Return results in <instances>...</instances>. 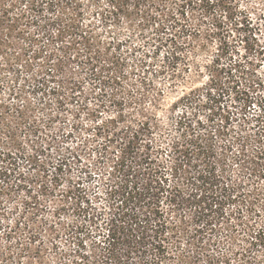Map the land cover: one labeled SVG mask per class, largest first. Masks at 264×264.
Here are the masks:
<instances>
[{
	"label": "trees",
	"instance_id": "16d2710c",
	"mask_svg": "<svg viewBox=\"0 0 264 264\" xmlns=\"http://www.w3.org/2000/svg\"><path fill=\"white\" fill-rule=\"evenodd\" d=\"M61 1L31 0L30 10L33 17L40 11L50 14ZM247 1L110 0L108 9L100 12L97 21L91 20L97 13L84 20L81 9L74 11L56 33L60 40L65 38L63 45L57 48L62 57L57 60L59 70L56 73L50 69L52 74L47 71L38 79L19 82L11 65L6 61L0 64V140H5V143L0 141L4 149L0 151V169L4 174L13 173L19 159L31 163L42 152L38 142L34 141L32 152L23 154L22 140L16 135L18 129L37 138L44 133L47 143H54L58 157L53 163L54 170L50 171L53 180L59 182L62 175L70 173L74 163L80 162L79 148L59 144L75 140L79 129L76 113L72 116L74 123L66 132L63 124L52 134L47 132L55 121H61L67 110L64 107L72 102L76 92L81 93L82 82L69 77L66 71L74 63L77 67L74 70L85 72L94 89L111 86L122 106L117 120L122 133L117 139L120 153L108 172L109 183L105 191L113 203H117L118 210L107 223L103 256L113 264L115 259L123 258L124 252H134L135 257L126 259L128 264H164L165 261L154 253L158 248H166L161 235L165 231L164 222L157 221L153 215L154 205H150L153 196L158 197L163 192L192 200L198 218H202V224L193 231L211 235L216 222L225 215V205L238 197L224 173V153L242 146L241 142L246 140L239 134L227 139L229 125L237 111L230 109L233 104H228L226 98L233 92L239 95L247 86L264 84V76L255 71L257 62L264 57L250 58L253 53L263 56L264 48L258 46L255 49V43L246 33L238 35L237 42L225 35L228 33L225 25L228 27L231 21H238L235 28L242 27L238 25L245 19L247 6L240 9V3ZM260 1L264 5V0ZM188 7L192 14L199 13L193 24L186 16ZM44 18L50 24L56 23L53 17ZM207 18L211 22L203 38L191 44L198 33L201 34L200 27ZM180 25L182 28L179 29ZM214 30L220 35L219 44L211 50L214 57L201 64L191 57L208 48L207 40ZM181 37L182 40L178 39ZM238 42L243 45V53L236 46ZM234 55L240 58L233 60ZM223 59L230 62L224 63ZM69 72L73 74L70 69ZM198 77L206 80L194 85ZM55 78H58L56 85L50 87L49 83ZM178 91L181 94L166 107L167 95ZM31 93L39 96L36 103L32 104L27 97ZM49 95L58 104L54 113L45 117L34 114L37 107L47 109ZM246 106V101L239 99L238 109L245 110ZM78 172L80 175L71 181L70 194L65 198L67 202L72 199L73 210L87 216L92 207L83 182L90 172L83 171L82 167ZM146 200L148 205L142 211L139 205ZM111 207L115 206L112 204ZM204 237L197 238L196 248L212 256L215 241L212 238L205 241ZM150 238L153 241L150 242ZM255 239L257 246L264 249V235L258 234ZM30 249L32 247L25 246L22 250ZM139 255L151 256L149 260L140 261L136 258ZM165 256L164 259L169 261L166 264H184L175 249ZM28 258V264L41 263L39 255Z\"/></svg>",
	"mask_w": 264,
	"mask_h": 264
},
{
	"label": "rangeland",
	"instance_id": "374dc122",
	"mask_svg": "<svg viewBox=\"0 0 264 264\" xmlns=\"http://www.w3.org/2000/svg\"><path fill=\"white\" fill-rule=\"evenodd\" d=\"M109 2L110 0H62L54 12L46 14L47 12L40 11L33 17L34 13L30 10L31 0H0V64L6 61L5 63L11 65L18 74L19 82L24 79H38L47 71L52 74L50 69H54L56 73L57 60L62 57L57 48L63 45L65 39L60 40L56 36L57 30L62 28L74 11L80 9L84 20L97 13L95 18L91 19L97 21L100 19V12L108 9ZM246 6L245 19L238 25L242 27L235 28L238 21H231L228 27L225 25L228 30L226 38L237 42L238 35L246 33L255 43V49L258 46L263 49L264 5L260 0L240 3V9ZM186 11V16L191 19L190 23H195L199 13L192 14L190 7ZM45 16L55 18L56 23L50 24ZM241 17L242 15L238 18ZM203 21L205 23L200 27L202 35L198 33V36L193 38V45L201 41L211 19ZM210 29L213 30V27ZM214 31L207 40L208 48L201 49L196 55L190 56L191 58L203 64L214 57L211 50L217 48L220 37L216 30ZM178 35L182 33L177 34L176 39ZM178 39L182 40L183 37ZM238 44L236 46L243 53L242 43ZM262 55L256 56L253 53L250 58L264 57V54ZM239 58L238 55L233 56V60ZM222 61L230 62L228 59ZM69 69L73 74H70ZM74 69L77 67L71 63L66 71L69 77L73 76L72 79L82 82L81 93L76 92L72 102L64 107L67 110H64L61 121H55L47 128V132L52 134L51 132L58 130L62 124L66 132L74 123L72 116L76 113L79 129L75 140L69 139L59 144L63 147L79 148L80 162L74 163L70 173L62 175L59 182L53 180L50 171L54 170L53 163L58 157L54 143H47L48 138L44 133L39 134L37 138L24 130H17L16 135L22 140L23 154L29 155L32 152L34 141L38 142L42 152L36 155V161L31 163L19 159L17 169L13 173L4 174L0 169V264H28V256L31 255H39L40 264H110V260L103 256L106 253V244L103 241L106 238L107 223L118 209L117 203H113L105 191L109 183L108 172L111 171L115 157L120 153L117 139L122 133L119 131L117 120L122 106L118 104V98L111 86L101 90L96 87L94 89V84H91L85 72H77ZM255 71L257 75L264 76V58L257 62ZM2 72L5 73L4 70ZM55 79L49 83L50 87L56 85L58 78ZM205 80L206 78L198 77L194 85H200ZM263 85L247 86L239 95L233 92L226 98L228 104H233L230 109L237 111L229 125L227 139L231 140V136L236 137L239 134L246 140L241 142L242 146L238 145L224 153V173L238 197L225 205V215L216 222L211 235L193 231L202 224V218H198L196 205L192 200L167 192L159 193L158 197L153 196L150 205H154L153 215L157 221L164 222L165 231L161 235L166 247L158 248L154 253L165 261L164 264L169 262L164 259L165 255L174 249L175 253L181 254L184 264H264V249L257 246L255 239L258 234L264 235ZM180 94L181 91L168 94L164 105H171ZM27 97L32 104L39 100V96L32 93ZM242 98L247 103L245 110L238 109L239 99ZM49 99L45 105L47 109L41 110L37 107L34 114L45 117L44 115L51 113L58 104L53 101L52 95H49ZM0 141L5 143L3 139ZM0 151H4L1 146ZM21 153L17 156L21 157ZM80 167L83 171L90 172V175L84 176L83 182L92 207L87 216L73 210L72 199L67 202L65 198L70 194L68 187L71 181L77 179L76 175H80ZM112 204L115 207H111ZM147 205L148 200L139 206H142L143 211ZM161 235L159 233L158 237ZM199 236H205V241L210 238L215 241L212 243V256L207 255V251L197 250ZM151 241L153 239L150 238ZM25 246L32 249L22 250ZM124 253L123 258L115 259L113 264H128L126 259L136 255L134 252ZM139 256L136 257L138 260L146 261L151 255Z\"/></svg>",
	"mask_w": 264,
	"mask_h": 264
}]
</instances>
